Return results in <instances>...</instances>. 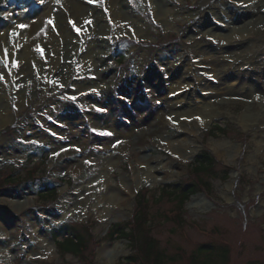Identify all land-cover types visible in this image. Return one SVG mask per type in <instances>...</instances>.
<instances>
[{
	"label": "rangeland",
	"instance_id": "obj_1",
	"mask_svg": "<svg viewBox=\"0 0 264 264\" xmlns=\"http://www.w3.org/2000/svg\"><path fill=\"white\" fill-rule=\"evenodd\" d=\"M0 126V264H83L46 240L63 223L87 228L94 264H122L134 250L108 232L141 194L166 264L202 246L264 264V0L12 5L0 14ZM203 150L218 161L210 179L192 167ZM199 180L183 210L161 196Z\"/></svg>",
	"mask_w": 264,
	"mask_h": 264
},
{
	"label": "trees",
	"instance_id": "obj_2",
	"mask_svg": "<svg viewBox=\"0 0 264 264\" xmlns=\"http://www.w3.org/2000/svg\"><path fill=\"white\" fill-rule=\"evenodd\" d=\"M31 0H0V14L13 4H23ZM218 128V132L225 131V128ZM215 132V131H213ZM43 150V149H42ZM218 161L216 157L212 155L210 151L203 150L196 157L193 162V170L207 179L216 176V167ZM218 177V176H217ZM205 186H208L204 180H199L198 184L187 183L168 184L161 190V196L164 192L166 196H170L178 202L176 208L183 210L185 205L191 200V198L199 193L200 190H204ZM42 191H46L45 195L48 198H55L57 196V188L47 184L43 187ZM142 200H138L131 222L126 224H116L108 233L110 238L126 239L130 246L133 248V252L127 256L122 264H166L165 253L158 248L156 249L155 256L154 248L155 242L151 244L152 239L148 236L146 231L148 223L151 222L149 210L147 207V198L145 194L138 196ZM177 215H168L166 218L173 220ZM85 230H79L77 227L64 224L56 227L51 231L53 239L56 241L57 247L62 254H72L75 257H79L83 261V264H94L89 253V243L91 242V236H87V228ZM213 247H200L196 254L190 256V264H227L229 260V250L224 248L219 253H214ZM212 249V250H211Z\"/></svg>",
	"mask_w": 264,
	"mask_h": 264
},
{
	"label": "bare ground",
	"instance_id": "obj_3",
	"mask_svg": "<svg viewBox=\"0 0 264 264\" xmlns=\"http://www.w3.org/2000/svg\"><path fill=\"white\" fill-rule=\"evenodd\" d=\"M210 35H212V36H213V35L216 36V35H217V32H214V33H212V34H210ZM82 58H83V57H82ZM84 58H86V56H84ZM84 58H83V60H84ZM53 64H54L55 66L57 65V63H54V62H53ZM213 71H215V72H216V75H217V71L221 72L222 69H216V70L213 69ZM216 75H215V76H216ZM101 86H102V84L99 85V87H101ZM178 87H179V85H178ZM176 88H177V87H176ZM252 90H253V89H252ZM222 91H224L223 93H228V92L231 93V92H232V90H230V89H228V88H227V89L224 88ZM219 93H221V92L219 91ZM196 106H197V103H194V104H189V103H188V104L186 105V107L184 106L185 109H186V110H185L186 115H189V114H190V113H188V112H191V111L193 112L194 110H196ZM173 109H174V108H173ZM4 111H5V109H4ZM170 114H179V113L176 112V111H173V112L170 113ZM180 114H181V113H180ZM4 115H5V118L8 117V115L4 113V114H3V118H4ZM196 115H198V114H195V112H194V113H193L191 116H189V117H193V116H196ZM182 116H185V115H182ZM3 118H2V119H3ZM1 128H2V127L0 126V129H1ZM33 226H35V225H33ZM34 229H35V228H34Z\"/></svg>",
	"mask_w": 264,
	"mask_h": 264
},
{
	"label": "water",
	"instance_id": "obj_4",
	"mask_svg": "<svg viewBox=\"0 0 264 264\" xmlns=\"http://www.w3.org/2000/svg\"><path fill=\"white\" fill-rule=\"evenodd\" d=\"M49 240L50 242L54 243L53 239L49 236Z\"/></svg>",
	"mask_w": 264,
	"mask_h": 264
}]
</instances>
